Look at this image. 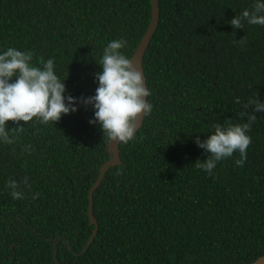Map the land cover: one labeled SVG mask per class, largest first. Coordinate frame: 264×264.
<instances>
[{
  "label": "trees",
  "instance_id": "trees-1",
  "mask_svg": "<svg viewBox=\"0 0 264 264\" xmlns=\"http://www.w3.org/2000/svg\"><path fill=\"white\" fill-rule=\"evenodd\" d=\"M255 2L158 0L142 59L152 111L92 192L87 244L89 189L111 153L80 98L96 94L109 42L127 40L121 52L132 56L151 0H0V54L31 51L40 67L52 59L65 97L77 99L58 122L20 121L17 141H0V264H251L264 254V112L248 109L257 119L243 167L238 151L211 175L195 167L211 155L197 137L246 123L244 105L264 102V26L229 23ZM24 177L31 190L13 199L6 183Z\"/></svg>",
  "mask_w": 264,
  "mask_h": 264
},
{
  "label": "clouds",
  "instance_id": "clouds-1",
  "mask_svg": "<svg viewBox=\"0 0 264 264\" xmlns=\"http://www.w3.org/2000/svg\"><path fill=\"white\" fill-rule=\"evenodd\" d=\"M234 29L244 28L245 23L264 26V0H256L251 9L244 10L229 21ZM243 45L244 39L237 40ZM127 40L121 38L107 44L103 50L101 62L102 72L96 73L99 82L96 94L87 98H80V102L94 108V119L90 124L97 122L104 133V139L109 142L127 144L136 138L140 127V118L148 116L152 111V104L148 101L151 95L146 85L143 72L136 67L132 59L126 57L121 49L126 48ZM34 53L21 51L9 47L0 54V141L13 144L19 135L25 131V126L34 120L41 124L58 122L62 114L68 115L77 111V99L65 97V83L54 72V61L48 59L42 65L33 66ZM13 77L15 80L13 82ZM67 100V102H66ZM240 103L239 98H235ZM252 106L255 112H264V102L252 98L244 105L245 111L238 115L247 116L246 123H231L232 119L223 124L212 125L214 132L204 141L195 139L198 147L211 155L201 162L197 160L195 167L211 175L219 161L239 152V159L235 160L238 167H243L247 160V149L252 138L247 133L257 117L248 112ZM13 121L16 126L8 129L7 122ZM35 127V122L33 123ZM23 152L31 154L34 151L31 145H25ZM31 190L28 177L21 182L9 179L6 187L11 190L13 199H23L24 190ZM39 197V193L32 194V199Z\"/></svg>",
  "mask_w": 264,
  "mask_h": 264
},
{
  "label": "water",
  "instance_id": "water-1",
  "mask_svg": "<svg viewBox=\"0 0 264 264\" xmlns=\"http://www.w3.org/2000/svg\"><path fill=\"white\" fill-rule=\"evenodd\" d=\"M158 17H159V8H158V0H151V19L149 22V25L147 29L145 30L137 48L133 52L132 56L130 59H132L133 63L136 65L138 69H140L143 72L142 68V59H143V54L144 51L154 33V30L156 28V25L158 23ZM144 74V72H143ZM145 77V76H144ZM143 117L140 118V126L142 124ZM108 151L111 153V157L106 160L100 167V173L98 178L94 181L92 184L91 188L89 189V206H88V214H89V219L90 222L95 224L94 230L91 234V236L87 240V244H89L94 237L97 229V222L96 219L92 215V192L93 190L98 186L100 183L105 171L109 166L117 165L120 162V156H119V150H118V142L113 141V142H108ZM251 264H264V254L258 257L256 260H254Z\"/></svg>",
  "mask_w": 264,
  "mask_h": 264
}]
</instances>
